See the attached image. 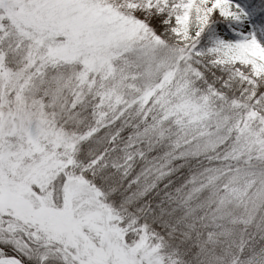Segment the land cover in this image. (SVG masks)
I'll return each instance as SVG.
<instances>
[{
	"label": "trees",
	"instance_id": "trees-1",
	"mask_svg": "<svg viewBox=\"0 0 264 264\" xmlns=\"http://www.w3.org/2000/svg\"><path fill=\"white\" fill-rule=\"evenodd\" d=\"M247 2L264 24V0ZM168 8L161 4L147 22L149 36L161 38L156 59L144 62L133 50L111 59L115 77L126 80L117 97L101 82L75 97L79 84L59 79L80 63H49L43 76L55 116L76 134L78 160L101 155L95 178L111 202L127 208L134 196L143 198L151 223L166 229V249L195 242L203 263L264 264V72L218 49L214 35L228 18L214 15L195 40L178 44ZM168 67H175L170 81L143 98ZM200 110L205 115L196 118ZM7 224L0 219L4 254L26 264H76L49 248L24 255L17 249L23 237Z\"/></svg>",
	"mask_w": 264,
	"mask_h": 264
},
{
	"label": "rangeland",
	"instance_id": "rangeland-1",
	"mask_svg": "<svg viewBox=\"0 0 264 264\" xmlns=\"http://www.w3.org/2000/svg\"><path fill=\"white\" fill-rule=\"evenodd\" d=\"M161 4L178 44L195 40L214 15L228 18L214 35L218 49L264 72V24L247 0H0V219L23 237L24 255L49 248L76 264H208L195 242L166 249V229L151 223L142 197L127 208L110 201L95 178L101 155L77 159V136L57 120L43 76L49 63L75 61L78 72L59 79L79 84L75 97L100 82L117 97L126 80L115 77L111 59L131 50L148 63L159 56L161 38L149 36L147 22ZM174 72L161 71L143 98ZM249 136L259 142L258 132Z\"/></svg>",
	"mask_w": 264,
	"mask_h": 264
},
{
	"label": "water",
	"instance_id": "water-1",
	"mask_svg": "<svg viewBox=\"0 0 264 264\" xmlns=\"http://www.w3.org/2000/svg\"><path fill=\"white\" fill-rule=\"evenodd\" d=\"M0 264H26L20 257L16 255H1Z\"/></svg>",
	"mask_w": 264,
	"mask_h": 264
}]
</instances>
